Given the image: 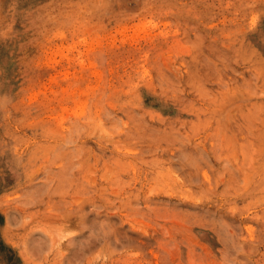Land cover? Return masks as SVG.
<instances>
[{"label": "rangeland", "instance_id": "1", "mask_svg": "<svg viewBox=\"0 0 264 264\" xmlns=\"http://www.w3.org/2000/svg\"><path fill=\"white\" fill-rule=\"evenodd\" d=\"M0 264H264V0H0Z\"/></svg>", "mask_w": 264, "mask_h": 264}, {"label": "bare ground", "instance_id": "2", "mask_svg": "<svg viewBox=\"0 0 264 264\" xmlns=\"http://www.w3.org/2000/svg\"><path fill=\"white\" fill-rule=\"evenodd\" d=\"M86 217H87V216H86ZM86 217H85V218H86ZM85 218H84V219H85ZM85 221H86V220H85Z\"/></svg>", "mask_w": 264, "mask_h": 264}]
</instances>
